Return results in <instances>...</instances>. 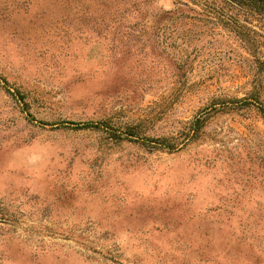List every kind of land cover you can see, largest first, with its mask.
<instances>
[{"label": "rangeland", "instance_id": "rangeland-1", "mask_svg": "<svg viewBox=\"0 0 264 264\" xmlns=\"http://www.w3.org/2000/svg\"><path fill=\"white\" fill-rule=\"evenodd\" d=\"M262 104L226 0H0V264H264Z\"/></svg>", "mask_w": 264, "mask_h": 264}, {"label": "trees", "instance_id": "trees-1", "mask_svg": "<svg viewBox=\"0 0 264 264\" xmlns=\"http://www.w3.org/2000/svg\"><path fill=\"white\" fill-rule=\"evenodd\" d=\"M230 2L231 4L237 5L241 9H244L247 14H249V18L257 19L261 25L264 26V0H226ZM235 19L232 15H229V19ZM264 109V104H262ZM203 124V120H201L198 117H195L190 122V129L188 131V134L191 138H194L200 131ZM103 126L98 127H105L106 130L109 131L111 136L115 139H128L133 140L135 142H140L142 144H148L152 148H161V149H172L174 147L173 142H171V138L169 136H163V137H155L151 138L149 136H141V134L136 131V129H131L127 131L118 132V130L113 129L110 130V128H107V124H102Z\"/></svg>", "mask_w": 264, "mask_h": 264}]
</instances>
